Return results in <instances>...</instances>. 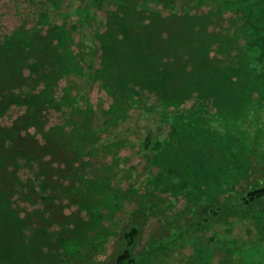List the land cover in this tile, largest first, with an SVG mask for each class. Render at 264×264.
Listing matches in <instances>:
<instances>
[{"label":"trees","instance_id":"obj_1","mask_svg":"<svg viewBox=\"0 0 264 264\" xmlns=\"http://www.w3.org/2000/svg\"><path fill=\"white\" fill-rule=\"evenodd\" d=\"M29 3V16L0 29V264H95L115 215L141 193L119 184L132 173L120 166L128 147L144 161L147 217L167 211L162 196L183 200L182 211L204 201L250 214L264 198L249 186L248 146L264 131V0ZM93 86L106 107L90 101ZM135 110L154 133L118 134ZM215 223L221 231L183 264H261L241 256L238 237L259 219L237 224L238 235ZM154 254L149 263L163 264ZM115 264L138 262L132 252Z\"/></svg>","mask_w":264,"mask_h":264},{"label":"rangeland","instance_id":"obj_2","mask_svg":"<svg viewBox=\"0 0 264 264\" xmlns=\"http://www.w3.org/2000/svg\"><path fill=\"white\" fill-rule=\"evenodd\" d=\"M29 1L0 0V29L2 32L9 33L22 19L30 15L32 6ZM98 14L100 17L103 16L102 12H98ZM62 84L63 81L60 82V85ZM88 96L95 106L106 107L109 102L97 86H93ZM138 113L139 110L132 112L131 118L119 127L118 134H125L130 130L143 137L155 132L156 123L145 116H137ZM14 116L15 111L12 110L1 122L9 124ZM55 120L56 118L51 116V121ZM255 127L252 126L251 128ZM262 127L264 128V123L258 128L262 129ZM248 146L249 156L252 160L251 170L255 171L252 176L256 178V181L249 186L264 187V131L257 134L255 138L251 135L248 138ZM120 156L122 170L132 169L131 176L128 179L124 177L120 181L121 188L125 189L127 184L131 183L138 187L142 193L144 161L141 155L137 153L136 146L123 149ZM129 167L130 169H128ZM247 181L250 182L249 179ZM249 182L245 185H248ZM245 185L241 184L237 190L245 188ZM249 186L248 188H250ZM141 193L132 194L131 201L125 202L122 210L115 215L114 223L111 225V227L116 226L115 235L109 238L104 246V251L95 257V264H115L118 256L132 252H134L138 264H150L147 258L148 252L155 253L156 258L162 260L163 264H183L185 254L187 255L191 248L201 247L204 244L205 236L212 232L217 235L221 231L222 228L215 223L217 220L219 221V218L227 223H233V232L237 235L242 230L236 227L237 224L245 225V222L252 223L260 220L261 225L253 228L252 234L248 236L250 238L246 236V233L238 237L243 244L241 256L258 260L259 263L264 264V198L259 200L257 202L259 204L256 206L249 207L250 214L243 217V212L248 211L239 204H232L229 207L226 204L227 209L220 213L217 206L212 204L204 208L205 202L201 201L198 206L203 211L200 212L196 206H191L189 210L182 211V207L185 205L183 200L175 201L170 196H162L156 202L167 207V211L154 217H147L145 212L153 200ZM238 229L239 232H237ZM242 231L244 232V229ZM179 243H183L185 249L180 250Z\"/></svg>","mask_w":264,"mask_h":264}]
</instances>
